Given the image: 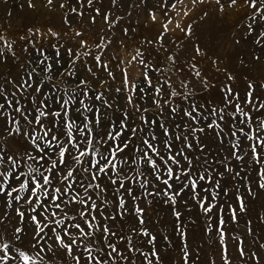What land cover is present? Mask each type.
I'll return each instance as SVG.
<instances>
[{
  "label": "snow or ice",
  "instance_id": "snow-or-ice-1",
  "mask_svg": "<svg viewBox=\"0 0 264 264\" xmlns=\"http://www.w3.org/2000/svg\"><path fill=\"white\" fill-rule=\"evenodd\" d=\"M28 2L34 7L31 0ZM95 2L86 0V6L101 15L100 9L94 8ZM111 2L115 5L117 0ZM196 2L203 0H193ZM77 3L85 6V0ZM216 3L221 4V0ZM236 4L237 0H230L229 6ZM244 4L252 10L246 35L255 33L254 43L264 48V0H244ZM70 11L84 15L75 7ZM110 16L104 13V21L114 27L116 21ZM151 17L154 21L155 14ZM91 20L95 23V16ZM164 27L167 31V25ZM187 34L191 35L190 30ZM51 35L59 39L58 33ZM82 35L75 32V36ZM0 42V68H4L9 62L5 49L13 60L18 57L14 42L6 41L2 34ZM157 42L165 47L162 35ZM28 44L39 58L18 64L22 71L15 75L0 72V225L9 213L16 221L12 242L0 234V264H51L57 256L70 258L73 264H135L136 255L142 256L145 264H153V258L155 264H161L154 247L157 238L144 227L145 207L152 204L148 197H160L172 206L178 230V202L187 204L190 199L205 215L215 209L223 243L225 221L220 215L223 205L216 203L219 198L229 201L230 219L236 222L239 214L248 212L241 187L247 196H255L249 178L253 165L257 186L264 189V81L256 83L245 77L246 89L241 96L233 87L237 77L214 60L216 71L223 74L219 103L198 104L196 84L203 92L216 87L194 62L196 56L204 55L199 46L187 61V74L195 79H179L178 87L172 76L184 69L178 66L175 54L167 55L168 65L161 68L137 48L129 64L138 62L140 78H131L122 69L120 86L113 87L117 77L108 61L102 60V50L111 40L105 43L101 37L95 55L84 40L77 52L66 49L71 64H84L97 82L92 88L87 79H81L76 85L79 92H69L56 88L53 82V77L76 76L75 68L60 67V49L53 45V59L37 48L35 41L29 39ZM23 51L28 52V47ZM89 56L92 64L82 59ZM253 60L259 62L262 56L253 53ZM94 68L107 73V78ZM105 93L111 94V99ZM53 99L58 108L53 107ZM252 113L262 115L254 118ZM161 132L165 139H160ZM209 133L220 145H226L223 159L212 156ZM233 199L236 207L230 202ZM141 201L145 207L140 206ZM133 221L134 226L129 227ZM247 223L251 234V221ZM133 236L138 238L135 242ZM181 236H185L182 231ZM17 241H26L30 247H17ZM144 244L153 246L150 252L143 250ZM182 250L188 264L186 246ZM238 252L245 257L243 240ZM42 253L51 254L48 261ZM249 258L259 264L255 253ZM224 259L230 264L226 247Z\"/></svg>",
  "mask_w": 264,
  "mask_h": 264
},
{
  "label": "rangeland",
  "instance_id": "rangeland-1",
  "mask_svg": "<svg viewBox=\"0 0 264 264\" xmlns=\"http://www.w3.org/2000/svg\"><path fill=\"white\" fill-rule=\"evenodd\" d=\"M31 3L34 7H29L28 0H0V34L6 41L14 42V51L18 57V60H13L5 49V55L8 56L9 62L6 67L0 68V72H13L15 75L22 71L18 64L26 65L29 58L33 61L39 58L31 45L28 44V40L31 39L36 42L37 48L43 49L53 59H55V49L53 48L55 45L60 49V67L76 69L75 78L65 76L57 79L53 77L56 88L61 90L67 88L69 92H79L76 85L81 79H87L90 86L96 88L95 78L85 70V66L81 62L72 65V57L66 53V49L70 48L75 53L79 49L80 41L84 40L87 41L88 47L94 50L92 54L95 55V45L103 37L105 43L111 40L107 49L102 50L104 53L102 60L108 61L110 70L117 77V82L113 83V87L120 86L118 81L121 78L122 69H126L131 78H140L142 69L138 62L129 64L137 48L144 53L145 59L150 60L154 65L159 64L161 68L168 65L166 56L175 54L178 66L184 69L183 72L172 76L174 86L178 87L179 79H195L187 74V61L195 56L194 48L199 46L204 55L196 56L194 62L197 63L201 72L216 84V87L203 92L200 85L196 84L198 95L195 96V100L198 104L219 103V89L223 83V74L216 71L213 66L214 60L219 62L222 69L227 68L237 77L233 87L241 93V96L246 89L245 77L256 83L264 81V48L254 43L257 38L255 33L251 36L246 35V25L250 22L247 17L252 10L244 4V0H237V4L233 6H229L230 0H221V4H217L216 0H203L202 3H193V0H182V2L181 0H117L115 5L111 0H96L94 8H99L101 15H96L93 9L88 8L86 0L84 7H81L77 0H52L51 4L48 0H31ZM61 4H64L65 7L61 8ZM173 5L175 6L173 7ZM221 5L223 10H221ZM73 7L83 12L84 15L79 16L71 12L70 9ZM106 12L111 13V21H116L114 27L105 23L103 14ZM151 14H155L154 21ZM93 16H95V23H92L91 20ZM117 18L119 19L117 20ZM165 25H167V31H165ZM188 30L191 35L187 34ZM75 32H81L83 35L75 36ZM31 33H38V35L34 36ZM51 33H58L59 39L53 37ZM161 35L165 46L163 48L157 42V38ZM22 37L26 39H21ZM148 40L153 41V44L144 43ZM236 40H239L240 43H235ZM121 42L123 43L121 44ZM25 46L28 47V52L23 51ZM253 53L261 55L262 60L254 61ZM82 59H85L88 64H92L91 56ZM121 61L123 63H120ZM94 71H97L101 77L107 78V73L103 70L94 68ZM169 75L172 74L169 73ZM60 95H63L62 91ZM105 95L111 99V94L105 93ZM261 95L264 98V93ZM53 107H59L55 104L54 99ZM252 115L256 118L262 114L252 113ZM116 116H119V113H116ZM209 135L211 136L209 142L212 146V156L216 159H223L227 155L226 145H220L216 142L214 135L211 133ZM160 139H165L162 132ZM156 143H160V141L158 140ZM232 164L235 165L236 162L232 161ZM215 167L223 171L222 167L218 165ZM255 168L256 166L253 165V171L249 177L255 196H247L243 187L240 190L241 194L245 196V203L248 206L247 213L239 214L237 221L233 222L228 210L229 201L221 196L216 202L218 206L223 205V212L220 214L225 221L223 243L217 232L218 217L215 209L212 213L205 215L190 199L187 204L178 202L176 210L181 213L178 230L172 206L166 204L162 198L148 197L149 200H152V204L148 207H145L143 201L140 202V206L145 207L146 223L144 227L157 238L154 247L160 255L161 264H185V251L182 250L185 249V246L188 264H225V247L227 248V260L230 261V264H255V260L249 258L251 253H255L259 257V264H264V248L260 247L264 244V222H261V218L264 217V189L257 186ZM149 179H152L151 176ZM201 183L203 186H208ZM231 184L232 181L229 180L228 186L231 187ZM221 187H224V181H221ZM149 190H152L151 183ZM230 202L233 207H236L234 199ZM8 220L12 222L8 223ZM248 221H251V234L248 232ZM134 223L133 221L129 227L134 226ZM15 224L16 221L9 213L5 223L0 225V234L6 241H13L12 232ZM209 227H211V231L208 230ZM181 231L185 234L184 238L181 236ZM165 237L167 239H164ZM234 237L239 239H234ZM137 239L133 236L134 242ZM240 240H243V248L246 253L243 258L238 252ZM15 244L17 247H30L26 241L23 243L17 241ZM119 247H123V245H119ZM142 247L145 252H150L153 246L144 244ZM41 255L44 256L45 261H48L51 256L50 253ZM133 258L135 264H145L142 256L136 255ZM51 264H73V261L70 258L57 256L52 258ZM153 264H155L154 258Z\"/></svg>",
  "mask_w": 264,
  "mask_h": 264
}]
</instances>
